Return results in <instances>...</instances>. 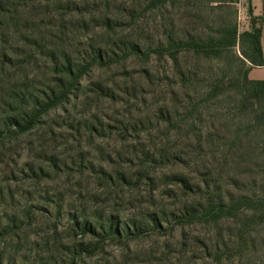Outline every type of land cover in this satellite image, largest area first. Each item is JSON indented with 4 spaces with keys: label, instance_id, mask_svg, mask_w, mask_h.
<instances>
[{
    "label": "rangeland",
    "instance_id": "1",
    "mask_svg": "<svg viewBox=\"0 0 264 264\" xmlns=\"http://www.w3.org/2000/svg\"><path fill=\"white\" fill-rule=\"evenodd\" d=\"M211 1L22 2L0 33L2 120L18 112L11 93L60 76L54 59H110L30 130L1 127L0 264H264V125L231 87L239 47L167 45L223 22L246 32L238 0Z\"/></svg>",
    "mask_w": 264,
    "mask_h": 264
},
{
    "label": "trees",
    "instance_id": "2",
    "mask_svg": "<svg viewBox=\"0 0 264 264\" xmlns=\"http://www.w3.org/2000/svg\"><path fill=\"white\" fill-rule=\"evenodd\" d=\"M59 1L60 0H46L47 3ZM145 1L147 3V8L156 9L164 5L166 0ZM22 2H25V0H0V33L9 31L18 26L16 18L23 11ZM211 2L232 5L236 3L237 0H216ZM215 7L220 8V5ZM214 34L215 36H208L197 40L189 39L169 42L167 45L168 47L173 45L180 46L181 48L185 47L187 49L193 48L197 51V55L210 58H217L225 50H234V48L238 46L239 55L235 57V60L239 63L240 69L237 70V75L232 78L231 87L236 89L241 97V101H237L239 107L244 109L249 106L251 109L249 112L252 113L250 114L252 117L251 120H255V122L260 120L259 122L264 125V81H251L247 77L252 67L264 66L260 46L261 28L252 22L250 31L240 33L235 23L225 24L223 22L216 28ZM32 45L36 47L38 53L41 52L38 47L39 43H32ZM129 48L131 54L142 55L143 57H149L151 53H162L165 51L162 45L155 48H148V50H145L146 52L135 44H132ZM49 55H52L50 50ZM104 59H110L109 53L108 51L104 52L100 49L96 50L91 58L82 65L71 63V60L65 56H61L58 61L54 59L53 61L56 62H52V71L60 76L54 80L52 79L51 84L47 86L41 95L37 96L33 94V92L29 91L27 85L21 86L18 93H11L9 96L10 101L8 102L10 104H8V106L11 107L10 109L18 112H15L13 116L8 117L5 121L0 118V129L1 127L4 130L13 128L21 133L30 130L37 124L44 113L67 101L69 97L72 96L71 91L73 89L75 90V87L78 86L79 81L91 66L94 64L102 65ZM14 104L18 105L15 109L12 106ZM227 153H229V150L223 152V154ZM261 201L264 202V199H261ZM211 203L212 206H214V204L216 205V207H212L215 209V212L218 211L221 213L228 210V206L223 202L217 205L215 201L212 200ZM111 233L113 234V232ZM115 233L116 232H114V234Z\"/></svg>",
    "mask_w": 264,
    "mask_h": 264
},
{
    "label": "crops",
    "instance_id": "3",
    "mask_svg": "<svg viewBox=\"0 0 264 264\" xmlns=\"http://www.w3.org/2000/svg\"><path fill=\"white\" fill-rule=\"evenodd\" d=\"M242 9L250 16V21L244 27V31H250L252 22L261 28L260 46L264 60V0H238ZM251 81H264V66L252 67L247 75Z\"/></svg>",
    "mask_w": 264,
    "mask_h": 264
},
{
    "label": "built area",
    "instance_id": "4",
    "mask_svg": "<svg viewBox=\"0 0 264 264\" xmlns=\"http://www.w3.org/2000/svg\"><path fill=\"white\" fill-rule=\"evenodd\" d=\"M250 16L243 9H238V22H242L245 24L249 23Z\"/></svg>",
    "mask_w": 264,
    "mask_h": 264
}]
</instances>
